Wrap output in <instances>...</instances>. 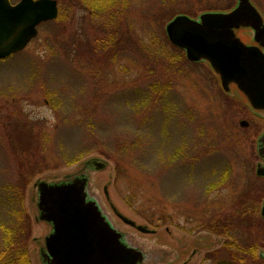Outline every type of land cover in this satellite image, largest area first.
<instances>
[{
    "label": "rangeland",
    "instance_id": "1",
    "mask_svg": "<svg viewBox=\"0 0 264 264\" xmlns=\"http://www.w3.org/2000/svg\"><path fill=\"white\" fill-rule=\"evenodd\" d=\"M251 1L264 20V0ZM57 2L58 19L0 60V250L5 226L30 264H43L53 227L41 219L36 184L87 174L90 196L145 253L143 264H215L204 259L227 239L209 225L264 199L260 124L246 97L229 98L210 64L190 62L166 27L179 15L229 13L238 0ZM234 32L243 42L254 36ZM249 119L252 128L242 124ZM92 158L106 167L86 168Z\"/></svg>",
    "mask_w": 264,
    "mask_h": 264
},
{
    "label": "water",
    "instance_id": "2",
    "mask_svg": "<svg viewBox=\"0 0 264 264\" xmlns=\"http://www.w3.org/2000/svg\"><path fill=\"white\" fill-rule=\"evenodd\" d=\"M57 0H0V59L24 50L34 39L37 27L58 18ZM251 28L255 41L264 47V20L251 0H238L229 13H205L199 21L179 15L166 27L169 41L184 50L190 62L207 61L224 88L237 84L255 108L264 106V53L245 45L234 30ZM100 159L85 161V167L100 171ZM258 174L264 171L259 168ZM89 177L83 174L64 183L39 182L38 209L53 232L41 250L43 264H143L145 253L126 241L99 202L87 191ZM126 224L142 233L144 226L117 213ZM264 217V208L262 210ZM264 258V256H261Z\"/></svg>",
    "mask_w": 264,
    "mask_h": 264
},
{
    "label": "trees",
    "instance_id": "3",
    "mask_svg": "<svg viewBox=\"0 0 264 264\" xmlns=\"http://www.w3.org/2000/svg\"><path fill=\"white\" fill-rule=\"evenodd\" d=\"M107 12L111 18L116 17L117 11L115 12L114 8L108 9ZM107 40L111 42L110 39ZM107 43L105 45L108 46ZM250 203L246 201L245 207H239L231 220H221L214 226L209 225L207 230L223 235L227 240L220 249L208 253L207 260H214L217 264H262L257 256V250L264 241V225L256 217L255 203L252 205ZM1 229L4 240L0 250V264H30L23 241H17L7 227L1 226Z\"/></svg>",
    "mask_w": 264,
    "mask_h": 264
},
{
    "label": "flooded vegetation",
    "instance_id": "4",
    "mask_svg": "<svg viewBox=\"0 0 264 264\" xmlns=\"http://www.w3.org/2000/svg\"><path fill=\"white\" fill-rule=\"evenodd\" d=\"M242 29H248V30H251L254 33V30H252L251 28L242 27ZM240 30H241V28H240ZM244 43L247 46L257 47V48H259L264 53V47L261 46L259 43H257L255 41V33H254L253 39H252V41L250 43H248V42H244ZM214 74L219 78L220 85H221L222 89L225 91V93L229 96V98H233L232 96H235L234 90H235V92L237 91L240 94H242L243 96H245L244 93L238 87V85L237 84H234V83L229 84L227 86V90H226L224 88L222 82H221L220 77L215 72H214ZM244 105H246L245 106L246 109L248 111H250L251 114L254 117L257 116L258 121H259V124H260L259 130H258V135H257V157H258V161H257L256 167H255V175H256V177L260 181H263L264 182V174L263 175H259L258 174V169L259 168L261 169V171L262 170L264 171V106H262V108H255V107H253L251 105V102L249 101V99L247 97H246V101H245ZM252 123H250V119H249L247 121L246 120L245 121L243 120V123L242 124L244 126H247V127L249 126L250 128H252L253 127ZM263 198H264V196H263ZM260 202L261 201L258 202V207H257L256 210H257V213H258V210H259L260 217H261L262 222H263V225H264V217L262 215V210L264 208V199L262 200L261 205H260ZM41 250H40V252H41ZM193 255H195V253ZM262 255L264 256V241L262 242L261 246L257 250V256H258L259 260L261 261V263L264 264V258L261 257ZM205 260H207V255H206L204 261ZM208 261H212V260H208ZM213 262H214V260H213ZM189 263H190V261H185L183 264H189ZM215 264H217V263L215 262Z\"/></svg>",
    "mask_w": 264,
    "mask_h": 264
}]
</instances>
